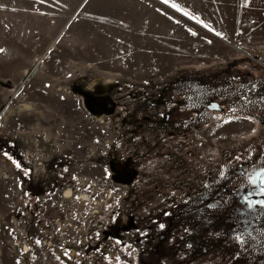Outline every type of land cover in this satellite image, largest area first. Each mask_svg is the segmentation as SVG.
Instances as JSON below:
<instances>
[{
	"label": "rangeland",
	"instance_id": "374dc122",
	"mask_svg": "<svg viewBox=\"0 0 264 264\" xmlns=\"http://www.w3.org/2000/svg\"><path fill=\"white\" fill-rule=\"evenodd\" d=\"M261 168L264 0H0V264H264Z\"/></svg>",
	"mask_w": 264,
	"mask_h": 264
},
{
	"label": "snow or ice",
	"instance_id": "6c2138e0",
	"mask_svg": "<svg viewBox=\"0 0 264 264\" xmlns=\"http://www.w3.org/2000/svg\"><path fill=\"white\" fill-rule=\"evenodd\" d=\"M164 2H165V3H168L169 0H164ZM172 7H174V8H179V5H177V4L174 3V4L172 5ZM180 10L182 11L183 9H180ZM185 15H187V13H185ZM193 19H195V17H193ZM3 155H4L6 158H8L9 160H12V162L15 164V166H16L17 168H20V167H21L20 162L13 160L12 156H11L8 152L5 151V152L3 153ZM29 171H30V170H25L24 174H25V175H28ZM222 174H223V173H221V175H222ZM256 175H258V176L261 177V186H260V189H259V190H260V192H261L262 194H264V168H261V169L256 173ZM74 178H75V177H74ZM249 179L251 180V177H249ZM252 182L255 183V180H252ZM77 199H80V197H77ZM243 199L245 200V202L248 204L249 207L252 206L253 201L250 200L248 196L243 197ZM255 203H259V204H261V205H264V199H262V200H260V201H256ZM161 227H163V225H161ZM237 239L242 241V240H243V237L238 235V236H237ZM37 243H39V241H37Z\"/></svg>",
	"mask_w": 264,
	"mask_h": 264
},
{
	"label": "built area",
	"instance_id": "2783aa9c",
	"mask_svg": "<svg viewBox=\"0 0 264 264\" xmlns=\"http://www.w3.org/2000/svg\"><path fill=\"white\" fill-rule=\"evenodd\" d=\"M26 156L28 157V154H26Z\"/></svg>",
	"mask_w": 264,
	"mask_h": 264
},
{
	"label": "trees",
	"instance_id": "16d2710c",
	"mask_svg": "<svg viewBox=\"0 0 264 264\" xmlns=\"http://www.w3.org/2000/svg\"><path fill=\"white\" fill-rule=\"evenodd\" d=\"M221 106V105H220ZM221 108H222V106H221Z\"/></svg>",
	"mask_w": 264,
	"mask_h": 264
}]
</instances>
